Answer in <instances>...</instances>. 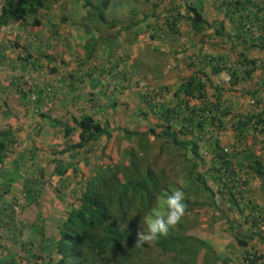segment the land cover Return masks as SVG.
I'll list each match as a JSON object with an SVG mask.
<instances>
[{
	"label": "crops",
	"instance_id": "0c3cea01",
	"mask_svg": "<svg viewBox=\"0 0 264 264\" xmlns=\"http://www.w3.org/2000/svg\"><path fill=\"white\" fill-rule=\"evenodd\" d=\"M251 1L238 10L231 6L234 0H145L150 12L114 27V45L87 27L88 8L80 0L48 2L31 17L39 25L18 21L0 29V135L11 130L15 139L0 164V264H44L49 254L44 246L51 238L58 240L69 209L79 205L98 172L118 158L129 136L164 122V115L155 113L168 109L176 114L166 126L179 132L191 120L186 106L202 109L203 100L181 93L190 80L204 87L206 103L230 112L223 115L219 142L238 140L233 129L238 119L264 112V0ZM3 5L0 0V13ZM188 7L197 9L209 26L196 32ZM108 60L113 68L103 83L96 71ZM243 60L257 63L249 80L233 84L228 69L217 72L219 64ZM147 62L145 70L139 67ZM126 68L138 71L142 84L159 87L161 100L147 103L141 88L126 78ZM105 84L112 88L106 90ZM86 117L100 135L73 148L82 141L80 122ZM65 128L74 131L67 135ZM207 130H213L211 124ZM35 171L47 182L39 197L29 193ZM14 203L21 214L12 209Z\"/></svg>",
	"mask_w": 264,
	"mask_h": 264
},
{
	"label": "rangeland",
	"instance_id": "374dc122",
	"mask_svg": "<svg viewBox=\"0 0 264 264\" xmlns=\"http://www.w3.org/2000/svg\"><path fill=\"white\" fill-rule=\"evenodd\" d=\"M80 1H84V7L88 8L87 27L91 26L97 37L111 41L113 45L114 34L117 33L114 27L136 22L139 12H150L144 6L145 0ZM48 2L53 3L54 0ZM178 38L176 36V40ZM145 57L152 65H157L152 54L146 52ZM110 62L108 60L104 65L107 70ZM149 62L139 63V67L145 70ZM132 72L138 75L137 80L143 81L138 71L132 68ZM124 73L128 74L127 71ZM163 127L162 123L153 127L159 136L134 135L128 138L126 146L119 149L118 158L112 159L109 166L104 168L106 183L120 187L111 196V201L108 200L110 210L114 216L124 218V225L135 229L139 252L129 263H123L117 254L129 250L124 247L119 248L121 251L110 250L112 259L108 254V259H96V264H172L175 255L167 254L156 245V238L169 233L205 240L221 260L229 264H242L248 250L264 255V244L257 237L249 239L252 231L260 230L249 219L254 211L248 205L253 203L264 207V181L250 169L251 164L264 159V135L256 134L251 129L239 145L238 141L228 144L221 142L223 150H228L229 158L235 164L240 163L241 166L239 163L235 165L238 176L243 181L248 180L236 200L230 192H220L222 185L214 179V155L209 150V141L205 138L201 142L200 157L197 158L192 152V145L183 148L164 137ZM170 128L180 141L189 143L196 138L179 135L176 126ZM247 154L248 158L245 157ZM137 183L138 186H135ZM141 183L145 185L143 190ZM237 233L249 239L248 246L244 247L236 241L234 236ZM213 261L214 255L201 249L196 264H210ZM222 261L217 264H223Z\"/></svg>",
	"mask_w": 264,
	"mask_h": 264
},
{
	"label": "trees",
	"instance_id": "16d2710c",
	"mask_svg": "<svg viewBox=\"0 0 264 264\" xmlns=\"http://www.w3.org/2000/svg\"><path fill=\"white\" fill-rule=\"evenodd\" d=\"M48 1L49 0H5L2 13L0 14V29L18 21L34 26L39 25L40 21L37 19L30 22L31 17L36 16L39 11L46 9L48 7ZM54 1L56 2L58 0ZM226 4L229 3L226 2ZM251 4H253L251 0H234L233 5L231 6L240 10L241 8L244 9L246 5L251 6ZM188 11L193 14L191 22L196 32L209 26L208 22L204 20L203 16L197 9L188 7ZM217 34L222 35L223 32L218 30ZM27 58L28 57H25L26 60ZM240 64L250 66L245 71H238L237 69L231 70L227 66L219 64V67L221 68H218L217 72L222 71V69H228L231 72L233 84L241 80H249L252 77V73L254 72L257 63L254 61L243 60ZM251 64L253 65L252 68ZM203 89L204 87L197 86V83H195L194 80H190L188 83L183 85L181 89V93H186L190 99L194 98L199 101H203H201L202 109H190L188 108V105L186 106L188 113L187 116L191 117V120L186 121L189 124L187 129L188 131L184 132L183 127L179 130L178 134L185 135V137H192L194 131H197L198 137L193 139L192 142L189 141V143L186 141H180L177 134H173L170 126H166L168 120L175 117L174 115L176 114H170L169 109L165 113H160L164 115V118L159 117V119L163 118L162 121H164L162 122V124H164L163 136L172 139L176 145L183 148H186L188 145H192V152L197 158L200 157L201 147L199 143L203 142L206 138L209 141V150L214 155V179L219 185H222L220 192H230V195L233 198L235 197L237 200L238 196H240L241 188L248 184V180L243 181L241 177L238 176L235 170V165L238 166L237 164L239 162L235 164L232 158H229L230 154H227L223 150L221 142H219V137L215 135V127L222 129L224 127V122L222 120L223 115L230 112L228 110L227 113L226 111L220 113L217 105L215 106L213 104L206 103L204 101L205 93ZM33 100L36 99L33 98ZM178 112L182 113L181 111ZM201 113L208 114L202 118ZM198 116L202 119L196 123V119L199 118ZM208 124L212 125V131L207 130ZM218 124L219 126H217ZM80 126L82 128V141L81 143L72 146L73 148L83 147L88 144L89 141L96 140L100 135L98 134L100 133V130L98 131V127L93 124V119L91 117L83 118L82 122H80ZM233 129L235 132H238V145L244 141L243 139L245 138V134L247 135L246 132L251 129L254 130L256 134L264 135V112L250 117L239 118L233 125ZM65 130L66 134L70 135L74 131V128H65ZM134 135L159 136L154 128L149 129L147 132L136 133ZM134 135H131L128 138H131ZM14 142L15 139L13 138L11 130H6L1 133L0 164L4 163L6 160L9 153V145ZM245 157L248 158L249 155L247 154ZM27 160L31 164L33 157L29 156ZM250 169L254 175L260 177L261 180L264 181V159L262 162L256 161L254 164H251ZM105 172L104 169L98 172V174L89 183L85 194L78 199L79 205L69 209L66 220L61 224L58 240L54 241L53 238H51L53 242H50L49 239L50 246H44L49 248L47 261L44 262V264H96V259L106 260L108 259V254H110L111 260L112 256L110 250L113 252L115 250L121 251L122 249L119 248L123 247L125 250L129 251L124 254H117V257L122 259L123 263L125 261L129 263L134 255L139 252L137 247L139 240L135 229L132 226L124 225V218L114 216L110 210L108 200L111 201V196L117 192L120 187L118 184L108 185L106 183L107 179L104 176V174H107ZM39 173L41 174V172ZM41 175L43 176V174ZM135 186H138V183L135 184ZM126 187L127 186H124V188ZM140 187L143 190L145 185L141 183ZM26 193H30L33 197H39L42 190L37 189L36 191ZM119 195L122 196V194ZM17 204L18 203H14V205ZM248 205H250L252 208L251 210L254 211V214H252L249 219L253 223V226L260 230V232L252 231V233L249 234V239L252 240L257 237L260 242L264 244V235L262 234L264 231V207L257 206L253 203H249ZM3 206V210L9 212L6 208L7 205ZM3 217H6L4 218L6 222V219L9 216L8 214H4ZM7 225L9 226L10 223H7ZM159 237L160 238H156V245L161 247L167 254H174V257H176L173 258L172 264H196V259L201 249H205L208 254L214 255L215 261L210 264H217L222 261L214 248L205 240H201L194 236H184L181 234L171 233L167 235H160ZM234 237L240 245L244 247L248 246L249 239L244 238L242 234L237 233ZM54 251L56 257H53ZM254 252L256 251L248 250V252H246L243 256L242 264H264V255H258ZM28 253L33 258L42 260L41 254L32 253L29 252V250ZM222 262L223 264H229L225 260ZM37 264L43 263L38 262Z\"/></svg>",
	"mask_w": 264,
	"mask_h": 264
},
{
	"label": "clouds",
	"instance_id": "9594fccd",
	"mask_svg": "<svg viewBox=\"0 0 264 264\" xmlns=\"http://www.w3.org/2000/svg\"><path fill=\"white\" fill-rule=\"evenodd\" d=\"M4 3H5V0H4ZM48 3V2H47ZM3 7H4V5H3ZM3 7H2V9H3ZM2 13V12H1ZM0 13V14H1ZM112 68H113V65L110 63V65H109V67H108V70L106 69V68H102V69H100V70H97L96 71V74H97V76H98V78L99 79H101L102 80V82L103 83H106L105 82V80H106V78H108V77H110V76H108L107 75V73H109V72H111V70H112ZM124 71H127L128 72V74L127 73H124L125 74V76H126V78L128 79V80H130V81H132V82H134L136 85H138L141 89V91H142V87H143V85H145V86H150V87H153V86H151V85H149V84H142L141 83V81L140 80H137V75H135L130 69H125V70H123V72ZM118 72H121V71H118ZM124 74H122V75H124ZM141 83V84H140ZM105 88H106V90H110L111 88H112V84H105ZM159 88V87H158ZM161 90V89H160ZM141 95L143 96V98H144V100L147 102V103H151V102H153V101H155V104H156V101H158V100H161L160 99V96L162 95V90H161V93L159 94V95H155L154 97H153V100H147L146 98H145V96L142 94V92H141ZM161 113V112H160ZM160 113H158V112H156L155 114L156 115H159ZM220 138V137H219ZM35 184H33V187L31 188V191H36L38 188V184H39V181L40 180H42L43 182H44V186H43V188H41V190L43 191V189H44V187L47 185V182H46V180H45V178H43V176L39 173V172H37L36 173V175H35ZM12 209H13V207H12ZM22 210V209H21ZM20 214H21V212H20Z\"/></svg>",
	"mask_w": 264,
	"mask_h": 264
},
{
	"label": "built area",
	"instance_id": "2783aa9c",
	"mask_svg": "<svg viewBox=\"0 0 264 264\" xmlns=\"http://www.w3.org/2000/svg\"><path fill=\"white\" fill-rule=\"evenodd\" d=\"M250 66V65H249ZM249 66H247V65H245V64H235V65H231V66H228V68L229 69H231V70H238V71H245V70H247L248 68H249ZM253 67V65L251 64V68ZM142 94L145 96V98L147 99V100H153V97L155 96V95H159L160 93H161V90H160V88H158V87H150V86H145V85H143V87H142ZM35 99H36V96L34 97ZM208 113H201V116H202V118H203V116H205V115H207ZM199 118H197L196 119V123H198V121L200 120V119H202L200 116H198ZM217 126H219V124L217 125ZM184 127L186 128V129H188V127H189V124L187 123V122H185L184 123ZM215 129H216V132H215V135L216 136H218V137H220V135H221V130L222 129H219V127H215ZM193 136H195V137H198V132L197 131H194V134H193ZM228 150L227 149H225V152H227ZM43 186H44V182L42 181V180H40L39 181V184H38V189H41V188H43ZM13 210L16 212V213H18V214H20V212H21V206L19 205V204H17V205H14L13 206Z\"/></svg>",
	"mask_w": 264,
	"mask_h": 264
}]
</instances>
